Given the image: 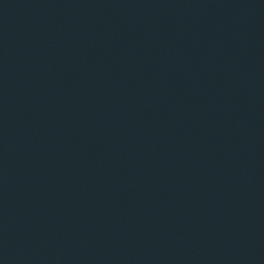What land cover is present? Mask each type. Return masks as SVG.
Listing matches in <instances>:
<instances>
[{
  "label": "water",
  "instance_id": "1",
  "mask_svg": "<svg viewBox=\"0 0 264 264\" xmlns=\"http://www.w3.org/2000/svg\"><path fill=\"white\" fill-rule=\"evenodd\" d=\"M0 264H264V0H0Z\"/></svg>",
  "mask_w": 264,
  "mask_h": 264
}]
</instances>
